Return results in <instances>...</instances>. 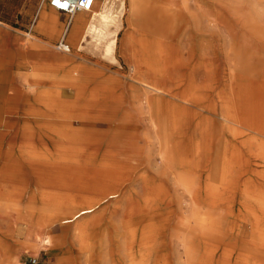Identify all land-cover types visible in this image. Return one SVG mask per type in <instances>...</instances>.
<instances>
[{
    "label": "rangeland",
    "instance_id": "rangeland-1",
    "mask_svg": "<svg viewBox=\"0 0 264 264\" xmlns=\"http://www.w3.org/2000/svg\"><path fill=\"white\" fill-rule=\"evenodd\" d=\"M30 1H24L21 10L35 8ZM39 1L44 2V9L57 17L64 16L52 9L47 0ZM100 2L95 10L100 9L103 3ZM195 2H198V11L200 5L209 3L211 14L208 18L197 19L202 33L190 35L188 30L193 27L190 24L195 19L183 16ZM124 3V10L128 13L130 3L128 0ZM143 4L148 10L145 13L153 16L134 20L130 17L129 27L126 25L123 29L124 21H127L123 19L125 11L122 14L117 3L114 15L120 29L113 30L115 38L103 39L102 46H97L92 37L88 38V49L82 52L77 51L76 45H72L73 50L68 54L56 50L55 43L64 34L63 26L52 45L53 54L67 59L64 67H54L56 72L53 69L57 78H64L53 84L62 91H54L50 97L54 106L52 117L46 118L43 102L41 106L33 99L27 102L32 107L31 112L18 114L20 104L29 101L27 95L25 100L13 97L14 113L4 110L7 100L1 101L0 118L2 124H8L0 127L6 134L0 141L1 163L6 159L20 162L24 156L21 154L26 153L24 150H29V146H44L47 138L54 137V132L37 130L42 129L40 124L44 125L47 120L51 128H73L71 131L78 141L71 145L80 149L81 156L77 164L72 162V167L80 173L82 180L94 186L105 178H120L125 182L122 195L110 204L97 207L93 214L83 216L82 219L90 223L91 230L77 239L71 233L64 235L61 229L64 226L60 224L46 230L38 228L37 218L27 211L35 207H26L30 200L20 197L19 207H0V214L3 213L6 220V228H0V243L6 252H12L8 241L19 236L18 253L25 264H99L96 258L104 247L110 252L106 264H189L188 251L194 255L192 264H264V207L243 205L246 194L255 195L254 184L261 183L256 172L264 170V163L251 162L252 155L244 150L242 137L238 136L237 130L242 129L225 121L220 108L222 98L229 97L234 103L232 105L226 99V110L232 111L237 120L247 126L256 121V114L245 115L244 112L262 110L264 113V0H154ZM1 6L8 17L0 21L9 23L10 29L31 34L37 18H24L23 12L19 11L11 17L12 1H5ZM201 13L204 14L203 11ZM77 14L88 19L92 13ZM64 18L67 19L66 16ZM204 28L210 33L205 34ZM144 31L162 45H146L142 39ZM81 34L82 31L77 34V41ZM69 36L66 37L68 42ZM27 38L32 41L29 36ZM113 40L118 42L111 45L114 53L109 55L106 47ZM86 65L89 67H84ZM9 74L13 76L14 72L6 73ZM152 77L155 81L150 86L147 81ZM73 78H77L76 84H81L79 92L72 87ZM189 95L197 96L196 101L186 102L184 98ZM238 95H245L253 105L241 108ZM61 101H64V109L75 116L71 120L57 118L61 110L56 104ZM167 120L172 125L170 129L175 130L173 143L177 153H183L189 160L195 153L198 163H201L197 171L200 172L198 177L203 178L202 182L207 179L208 164L211 168L214 165L218 167V164L222 167L215 184L217 191L220 189L225 194L210 195L209 202L200 207L201 213H198L192 195L176 184L173 172L161 159L158 135L162 129L160 123L165 124ZM22 124L36 127V130H28L36 136L35 139H16ZM56 145L54 139L53 147ZM126 161L124 165L129 164L128 169L117 176L115 166ZM245 161L251 163L246 164ZM17 164L22 170L21 187L26 191L34 182L35 174L26 170L24 163ZM44 182L46 185L51 183L49 180ZM233 183L236 190H232ZM54 187L51 191L58 196L70 191L58 185ZM204 193L200 194L206 196ZM144 199L147 207H139L138 203ZM78 208L83 207H62L65 212L77 211ZM256 214L258 218L260 216L256 220L260 232L252 235L250 228L256 221L252 223L253 227L249 226V221ZM47 216L49 214L44 210L40 211L39 217L48 219ZM210 219L219 225V231L216 228L215 232L210 230ZM14 222L19 225L15 231L9 226ZM184 230L186 235L182 233ZM190 233L191 239L187 237ZM45 238L53 243L52 255L43 251L47 247ZM185 239L190 240L189 249ZM74 243L80 245L87 256L79 252ZM89 254L93 258L89 259Z\"/></svg>",
    "mask_w": 264,
    "mask_h": 264
},
{
    "label": "crops",
    "instance_id": "crops-1",
    "mask_svg": "<svg viewBox=\"0 0 264 264\" xmlns=\"http://www.w3.org/2000/svg\"><path fill=\"white\" fill-rule=\"evenodd\" d=\"M5 1H9V2L12 1L11 7H12L13 15L11 17H15L16 11H19V12H23L24 18L35 17L37 19L35 20L33 28L30 30L31 34L30 33L23 34L22 31L16 28L10 29L8 27L9 23L0 21V114L2 111V103H1L2 100L8 101L7 103H4V107H3L5 108L4 110H6V112L8 113H14L15 109L13 107L14 106L13 102L11 101L13 97H17L21 100L23 99L25 100V98L28 96L27 98L29 99V101L27 100L26 102H24L25 104H22L23 103L22 102L19 106L18 109L19 111L17 113L22 115L31 112L32 107H30V105H27V102H30L33 99L34 101L35 100L39 101L41 106L43 102L44 104L43 115L46 118H50L53 116V111L51 108L53 103L52 100H50V97L52 96V92L54 91L57 92L59 90L62 91L61 88H58L56 86L54 87L53 84L54 83L56 84V82L59 83L60 81H58V79L64 78V77L57 78L53 74L54 73L53 69L56 66L59 68L64 67L65 62L67 60L66 57L62 58L53 54L52 45L56 42V39L59 37L60 32L64 26V34L62 39L65 38L66 43L69 44L73 50V47L70 43V36H69V42L66 40V37L71 33L70 31L72 29L75 17L79 14H76L73 17V20L68 27L69 19L67 16H66L67 19L64 18L65 15L57 17V15L53 14L48 9H44L43 8L44 2H40L39 0H31L30 4L32 7L35 8L24 9V10H21L22 4H24V1L28 2L29 0H0V20L5 17H8L4 15V11L1 6L2 4L5 3ZM128 1L130 3L129 6L130 8H128V13L127 11L124 12L123 19H126L127 21H124L123 29L126 27V25L127 27H129V24L127 23L132 11L131 4L133 3L131 0ZM145 1L150 3L153 2L154 0L139 1L140 3L142 2V4H140V8L138 9L139 10L138 18L153 16L152 14L145 13L148 11L144 9L145 5L143 4V2ZM197 6H198V2H195L194 5L191 6V8L189 6V8L187 9V14L183 16V17H189L190 19H195L193 22L191 21L192 24H190V26L193 27L191 28V30H188V34L190 35L198 34L199 32L202 33L201 26L200 25L197 26L198 23L197 19L199 17L208 18L207 16H210L211 14L209 12V6H211L209 5V3L206 2V4H204L203 6L200 5L199 7L200 11L196 9ZM202 11L204 12V14L201 13ZM59 14L63 15L61 13ZM204 23H206V19H204ZM205 27L207 28V25H205ZM206 28H204V33L205 34L210 33V31ZM27 36L32 38L31 42L28 41ZM142 39L146 45H154V44L162 45L159 40L156 41L153 35H150V33H148L147 31H144V35L142 36ZM60 41L55 43V48ZM84 67H89V65H86ZM10 71L14 72L13 76H11L10 74L6 75V73ZM62 71L66 72V69ZM13 93H15V96H13ZM238 97H239L237 98L238 103L241 105L242 108H244L242 104V100L245 98V95H238ZM226 99H228V101H230L232 105L234 103L232 99H230L227 96L222 98L220 102L221 115L223 113L224 114L229 113V111L226 110L228 109L226 107V102H227ZM63 102L61 101L60 103H57L56 104L57 108H59V106H62ZM255 111L251 113L250 112H244V113L245 115H252L256 113ZM5 123L2 124L0 118V127H5L8 125L7 123L6 124ZM47 124L48 123L46 120V123L44 125L40 124L42 129L37 128V130L53 132L54 128L49 127V125ZM236 126L242 129L241 131L240 130L237 131L239 132L238 134L239 138L242 137L241 142L243 141V143L241 144L244 150L246 149L245 147L248 146L251 148L253 152V150L257 149L259 145L262 144V137L258 134L257 135L254 134L253 129L250 126H247L246 124H240V125L236 124ZM29 129L36 130V127L35 126L32 127L29 124H22L20 126L19 132L15 136L17 137L16 139H20L24 137L35 139L36 136L34 134H31V132L28 131ZM244 129L250 132L245 133L243 131ZM27 131L29 132L28 134ZM5 137L6 134L3 133V130L0 129V141L3 140V138ZM47 140L48 141H46L44 144L45 147L41 146L37 148L36 146H34L35 147L34 148L32 146H29L30 147L29 150H24L26 151V153L24 154L20 153L21 155H24L21 156L22 160L20 162H14L8 159L4 160V162L2 163L0 162V207H19L20 206L19 200H21L20 197L22 199L23 198L26 199L27 201L30 200L29 204L26 207H35V208H28L27 211L30 212L31 214H34L35 217L37 218L38 220V222L36 223L37 227L43 229L45 228V230L47 228L50 229L52 227L59 226L52 224L46 225L47 222L49 221H47V219L45 218L43 219V217H39L40 211L45 210L46 208L45 207L46 204L43 201V197L40 192V189L44 186L42 181L49 180L50 182L52 179L51 168L47 170V165H51V163L53 162L51 158L52 157L51 152L54 146L53 135L49 137V139L47 138ZM255 154L256 153H253V155L251 156L252 158H254L252 159L254 160L253 163H257V162L261 163V160L257 158ZM17 163H24L26 170L35 174L34 182H32L30 188L28 187L26 191H24L23 186L21 187L23 176L20 174L22 170H20ZM1 214H0V228H6V220L4 219L3 213ZM9 226L12 227L13 231H15V229L19 227V225H15V222ZM61 229L63 234L66 235L67 234L66 229L64 228ZM44 243L46 244L47 247L44 248L43 251L49 252L50 255H52V253L54 254V250L52 246L53 243L51 239L45 238ZM8 244L12 247V252L11 250L9 252H6L4 250L3 243H0V264H25L22 263L21 256L18 253L20 248L19 236H13L12 241L9 240ZM75 245L77 246L79 252L87 256V254L83 252L77 244ZM26 252L28 254L30 253L29 250Z\"/></svg>",
    "mask_w": 264,
    "mask_h": 264
},
{
    "label": "bare ground",
    "instance_id": "bare-ground-1",
    "mask_svg": "<svg viewBox=\"0 0 264 264\" xmlns=\"http://www.w3.org/2000/svg\"><path fill=\"white\" fill-rule=\"evenodd\" d=\"M131 1L133 3L132 4L133 7H132V12H131L130 17L132 20H134L139 15L138 9L140 8V6H139L140 3H139V0H131ZM117 3H119V5L121 7L119 11L121 13H122V11H125L124 10V8H125L124 0H104L103 3L100 5V9L93 11L94 13H92V15L88 19L83 15H78L75 18L72 29L70 31L71 32L70 33V43L73 46L76 45L78 52H82V51L88 49V46L90 44L88 42V38L92 37V40L97 44V46H102L104 44L103 43L104 41H102V40L105 38H115V36L112 33L113 30L120 29V27L118 25L119 21L115 20V18H117V16L114 15L115 7H116ZM81 31H82L81 38H79L77 41V38H78L77 34L80 33ZM117 42H118L117 40H113V42L108 44L109 46L106 47V52L109 53V55L110 54L113 55V53H114V47H112L111 45H115V44H117ZM153 81H155V79L153 77L151 79L148 78V81H147L148 85L151 86V84H153ZM76 83H78L77 78H73L71 81L72 87L73 88L76 87L77 88L76 91L79 92L81 89L80 88L81 84H76ZM152 90H153V88H152ZM155 91L159 92L160 90L155 89ZM195 94L197 95V92ZM196 99H197V96L195 97L194 95H193V97H191L189 95V97L184 98V100L188 103L193 102V101L195 102ZM158 103H159V101H158ZM167 104L169 105V103H167ZM242 104L244 107H250V105H252L251 101H249L246 97L242 100ZM64 105L65 104L63 103L62 106H59V110H61V111L58 112L59 115L57 114L58 116L57 115L56 116H57V118H60V119L66 118L67 120H71L75 116H73V114L67 112L64 109L65 108ZM184 106H186V105H184ZM51 108L54 109V106H52ZM174 108H175V105H174ZM258 108H261V107L258 106ZM152 109H154V108H152ZM172 110L174 111V109H172ZM261 111L262 110H259V112L255 111L256 112L255 113L256 114V117H255L256 121L250 127L253 129L254 134H256V135L258 134L262 137V144H260L257 149L253 150V152H252L251 148L248 146L245 147L246 148L245 151L249 152L250 155H253V153H256L255 156L257 158H259L261 160V163L263 164L264 163V113ZM54 112H56V111H54ZM255 114H254V116H255ZM221 117L225 121H227L228 123H232L234 125H236V124L240 125L241 124V121L237 120V117L234 116V113L232 111L227 113V114L223 113L221 115ZM174 120H175V118H174ZM127 122H129V121H127ZM160 124H161L160 127H162V129H160L158 127L160 129L158 136H159L161 159H162L163 163L167 166V168L169 170H171V172H173V175L175 176L174 181L177 182L176 184H179V186L184 187L190 193V195H192V198H193L194 203H195V207L199 211L198 213H201L202 208H200V207L202 206V204L204 202H207V203L209 202V196L210 195L212 197H214V196H220V195L225 194L224 191H220V189H219V191H217L218 187L216 185L218 182L216 179H218L221 176L219 174L222 171V167H220V165L218 164V167L217 166L215 167V165H214L211 168L210 167L211 165L206 163V164H208V171L206 173L207 179L205 182H202L203 178L200 179L198 177V174H200V172L197 171L199 169L201 163L200 162L198 163V160H197V157L195 156V153L193 154V157L190 160L186 159L183 156V153H177V150H176L175 145L173 143V135L175 133V130H174V128H172L173 130L170 129V127H172L170 121L167 120L165 124L164 123H160ZM184 129H185V127H184ZM71 130H68L67 128H64V127L53 129V132L55 134L54 139L57 142V145L55 147H53V150L51 152L52 153L51 158H52L53 162L51 163V165H47V170L49 168H51L52 179H51V183H47V185L45 184L44 181H42L44 186L40 189V192L42 194L43 201L46 204V206H45L46 208L44 211L47 214H49V216H47L48 217L47 221H49V222H47L46 225L60 224V226H64V229H66L67 234L71 233L73 235V237L75 239H77L82 234H84V233L87 234L91 230L90 223L84 221V219H82L83 216H86V215L88 216L89 214H93L96 211L97 207H101L102 205H105V204H110L112 201L118 199L122 195V192L125 189L124 188L125 182H124V180H121L120 178H116L115 176L119 173L121 174L122 171L128 169L129 164H127V166L124 165L127 163V161L125 163L121 162L120 164H117V166H115V168H114V173L116 174L114 176L115 178H113V176H112L111 180L109 178H105L104 180L99 181L100 183L98 185H94V186L88 185L87 183H85L82 180V177L80 175H78L80 173L73 170V167H72V166H74V165H72V162L76 163V164H77V162H79L78 160H79V157L81 156V152H80V149H77L73 145H71V144H73L72 142L78 141V138H75V136L73 135V132ZM80 132H82V131L80 130ZM123 133H126V132L123 131ZM74 134H75V132H74ZM61 139H62V141H61ZM192 140H193V138H192ZM118 142H120V141H118ZM242 143H243V141H242ZM133 145H135V144H133ZM116 148H118V147H116ZM184 154H185V152H184ZM252 159H254V158H252ZM253 161L254 160H252L251 162H253ZM207 162H209V160H207ZM251 162L245 161L246 164L251 163ZM132 163H135V161ZM261 163H259V165ZM91 164H92V162H91ZM77 167H79V166H77ZM44 173H46V172H44ZM74 173H76L77 175L76 176L73 175ZM98 175H103V174L99 173ZM256 175H258V179L261 181V183L258 184V182H256L254 184V190L256 191L255 192L256 196L252 193L251 194L248 193V195L246 194L244 196L243 205H245V207H247V206L248 207H264V170L257 171ZM41 176H42V174H41ZM93 177H94V175H93ZM113 179H115V180H113ZM37 180H39V179H37ZM92 181H94V180L92 179ZM221 182L224 183L223 178H221ZM53 184L58 185L59 188H65V189L68 188L70 191H65L63 196L55 195L51 191L52 188H55ZM233 187H235V189ZM232 190H236V185L234 183L232 184ZM203 192H205L204 195H206V196H202L200 194ZM179 195H181V194L179 193ZM249 195H251V196H249ZM230 196H232V194ZM249 197H253V198L255 197V199L249 198ZM33 198H35V197H33ZM36 200H38V199H36ZM146 202H147L146 199H144L142 203L139 202L140 203V204L138 203L139 207H147ZM255 203L257 204V206L255 205ZM62 207H69V208L70 207H84V208H78L77 211L73 210L70 212L69 211L65 212V211H63ZM259 218H260V216H259ZM259 218L257 217V214H256L254 219H252V221H249L250 222L249 226L252 225L254 220L256 221ZM209 223H210V230H212V232H215V228L218 229L217 231H219V225H215V223L212 222V220L210 222H208V224ZM66 225H68V226H66ZM70 225H73V226H70ZM253 226H251L253 228H250L252 235L257 233L258 231L260 232L259 224L257 223V221L255 222V224ZM185 231L186 230H184L182 233H184L186 235ZM188 236L190 239L192 238L191 233H190V235H187V237ZM84 239H86V238H84ZM144 241H146V240H144ZM146 243H145V245H146ZM185 245H186V248L189 249L190 240L185 239ZM106 249L107 248L104 247L103 251L100 250L101 252L99 253V256L96 258V260H98L99 264H106V261L108 259L109 253H110ZM188 256H189V258H188L189 264H192V259L194 258L193 257L194 255L188 251ZM88 257H89V259H91V258H93V255L89 254Z\"/></svg>",
    "mask_w": 264,
    "mask_h": 264
},
{
    "label": "built area",
    "instance_id": "built-area-1",
    "mask_svg": "<svg viewBox=\"0 0 264 264\" xmlns=\"http://www.w3.org/2000/svg\"><path fill=\"white\" fill-rule=\"evenodd\" d=\"M104 0H48L51 8L55 11L68 17V27L71 24L73 17L79 12L93 13L98 3ZM67 5V7H62ZM56 50L63 53H70L72 48L66 43L63 38L57 45Z\"/></svg>",
    "mask_w": 264,
    "mask_h": 264
},
{
    "label": "snow or ice",
    "instance_id": "snow-or-ice-1",
    "mask_svg": "<svg viewBox=\"0 0 264 264\" xmlns=\"http://www.w3.org/2000/svg\"><path fill=\"white\" fill-rule=\"evenodd\" d=\"M62 7H67V5H62Z\"/></svg>",
    "mask_w": 264,
    "mask_h": 264
}]
</instances>
